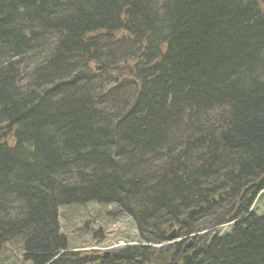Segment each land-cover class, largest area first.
Returning a JSON list of instances; mask_svg holds the SVG:
<instances>
[{
    "label": "trees",
    "instance_id": "1",
    "mask_svg": "<svg viewBox=\"0 0 264 264\" xmlns=\"http://www.w3.org/2000/svg\"><path fill=\"white\" fill-rule=\"evenodd\" d=\"M263 178L264 0H0V264H183L150 246L231 223L188 264H264ZM90 204L140 245L75 251Z\"/></svg>",
    "mask_w": 264,
    "mask_h": 264
},
{
    "label": "rangeland",
    "instance_id": "2",
    "mask_svg": "<svg viewBox=\"0 0 264 264\" xmlns=\"http://www.w3.org/2000/svg\"><path fill=\"white\" fill-rule=\"evenodd\" d=\"M127 73V68L121 67L119 70L109 71V75L112 79L121 78ZM102 79L98 78L96 84L100 89H103ZM122 88L114 90L111 92H105L101 96L100 102H102L101 107L107 111L117 110V105L121 103L122 99L126 95V84L124 82L120 85ZM257 208L255 211L259 214H264V197H261L257 202ZM229 207L228 204L224 203L220 205L217 209L224 210ZM117 206H102L99 204H90L88 206L70 207L60 209V222L62 226V231L69 236V241L72 248L75 251L93 254L104 255L106 252H112L114 249H122L129 244L136 243L138 237L137 227L131 217L126 215L119 216L117 218L112 217V213L116 212ZM232 224H227L216 229H209L204 232H197L195 234L199 235L194 241L195 248L201 247L210 239L212 232H218L219 237L231 232ZM101 232V233H98ZM180 233V231H179ZM189 235L185 238H178L177 241L186 240L189 241L191 236ZM171 242H163L162 244H153L154 248H167ZM17 252V250H13ZM186 253L185 255H187ZM20 256V254H19ZM10 262L14 264H22L21 260L13 257L10 254Z\"/></svg>",
    "mask_w": 264,
    "mask_h": 264
},
{
    "label": "water",
    "instance_id": "3",
    "mask_svg": "<svg viewBox=\"0 0 264 264\" xmlns=\"http://www.w3.org/2000/svg\"><path fill=\"white\" fill-rule=\"evenodd\" d=\"M262 181H264V178L262 179ZM223 200V193H220L218 195L217 198H213L212 199V203L213 205H215L218 201H221ZM204 208L201 207L200 210H203ZM200 210L199 209H191L189 210L185 216L181 219L182 223H186L188 220H191V219H194L199 213H200ZM178 231L177 230H173L168 236H167V242H171L172 243H175L176 239L178 238ZM194 237H196V235H193L192 236V239L189 240L188 242V247H191L193 245V242H194ZM218 237V233H214L212 235V237L210 238V241L208 243V245L210 246L212 244V242ZM195 251H192V253L190 254H194ZM107 255V254H106ZM190 259V255H188L185 259H184V264H188V261Z\"/></svg>",
    "mask_w": 264,
    "mask_h": 264
},
{
    "label": "flooded vegetation",
    "instance_id": "4",
    "mask_svg": "<svg viewBox=\"0 0 264 264\" xmlns=\"http://www.w3.org/2000/svg\"><path fill=\"white\" fill-rule=\"evenodd\" d=\"M182 243V245H183V250H182V253H183V257H182V259H185V257L188 255H185L186 253H190L191 251H192V249H193V247L191 248V247H187L188 245H187V243H185V242H181ZM190 260V259H189Z\"/></svg>",
    "mask_w": 264,
    "mask_h": 264
}]
</instances>
